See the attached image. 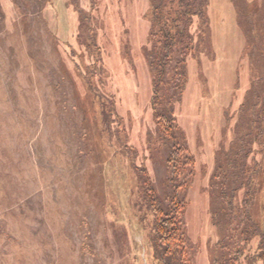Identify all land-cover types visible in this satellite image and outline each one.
<instances>
[{
  "label": "rangeland",
  "instance_id": "1",
  "mask_svg": "<svg viewBox=\"0 0 264 264\" xmlns=\"http://www.w3.org/2000/svg\"><path fill=\"white\" fill-rule=\"evenodd\" d=\"M149 2L0 0V264H160L136 209L143 169L164 207L175 194L152 117L155 55L142 53ZM205 2L177 102L178 83L170 88L194 159L179 189L191 264L228 257L247 224L237 220L246 213L259 220L262 202L256 192L249 203L245 179L264 152V0ZM79 10L95 16L103 50L92 82L118 112L114 141H99V154L87 148L73 88L76 71L94 64L77 40ZM257 246L246 244V254Z\"/></svg>",
  "mask_w": 264,
  "mask_h": 264
},
{
  "label": "trees",
  "instance_id": "2",
  "mask_svg": "<svg viewBox=\"0 0 264 264\" xmlns=\"http://www.w3.org/2000/svg\"><path fill=\"white\" fill-rule=\"evenodd\" d=\"M149 1V9L146 11L145 17L150 25L149 31H147L148 24L144 23L147 45L142 47V53L145 54L150 48L155 55L149 69L152 83L150 99L152 117L158 126L162 142L169 151L167 164L171 169L170 182L175 187V194L171 206L164 207L147 171L143 169L139 174L140 195L136 209L140 214L141 222L147 227L153 259L160 264H191L190 249L183 223L187 205L180 198L179 189L186 185L185 180L181 179L187 180V170L194 164V159L186 153L187 147L184 145L186 138L175 118L174 106L170 101L174 97V93H170V88L175 82L178 83L175 88L178 94L175 97V102H177L181 98L185 86V57L193 48L195 39V34L192 32L194 19L199 18L202 26L206 24L204 17L206 2L205 0ZM79 16L80 25L77 40L93 57L94 64L87 67L88 73L83 74L79 70L76 71L79 81L75 79L73 88L76 105L82 115V128L87 148L95 153L97 150L99 154V141L103 140L106 146L107 144L112 145L114 141L112 121L114 117L118 116V112L114 103L109 102L107 96L92 82L101 70L99 64L102 63L103 56L102 47L97 44L94 35L97 34L94 32V30L96 31L95 16L93 13L87 15L83 10H79ZM85 23L88 24V28L83 33ZM83 36L85 40H83ZM129 50V47L125 50L127 56L130 55ZM176 58L178 62L171 70L173 75L171 80L167 81V71ZM261 112L260 110L259 114ZM259 117H261V123H264V116L260 115ZM111 153L109 151L106 154L110 160L113 159ZM244 164L247 165L245 158ZM249 168H247L248 177L245 179L249 181L246 196H249V203L254 204L252 203L254 197L251 195L256 192L257 195H260L262 200L259 204L260 219L254 220L246 213L243 220V215H241L237 222L247 221V224L240 227V232L233 241L234 247L228 257L224 253H220L214 258L212 264H243V260H246L247 264H264V197H262L264 193V152L261 155V164ZM242 179H244V174H242ZM242 236L245 239H241ZM226 239L228 240V237L220 239L217 246L225 248L223 243ZM254 239L258 240V246L256 251H252V254L248 255L246 254V244H250Z\"/></svg>",
  "mask_w": 264,
  "mask_h": 264
}]
</instances>
